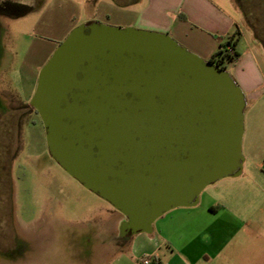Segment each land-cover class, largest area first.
<instances>
[{
  "label": "water",
  "instance_id": "95a60500",
  "mask_svg": "<svg viewBox=\"0 0 264 264\" xmlns=\"http://www.w3.org/2000/svg\"><path fill=\"white\" fill-rule=\"evenodd\" d=\"M246 103L227 69L169 34L98 21L57 46L29 101L52 159L133 235L242 174Z\"/></svg>",
  "mask_w": 264,
  "mask_h": 264
},
{
  "label": "rangeland",
  "instance_id": "374dc122",
  "mask_svg": "<svg viewBox=\"0 0 264 264\" xmlns=\"http://www.w3.org/2000/svg\"><path fill=\"white\" fill-rule=\"evenodd\" d=\"M46 2L34 1L22 17L0 15V213H14L0 217V237L18 228L0 247V264H141L148 243L118 238L119 214L52 159L42 120L28 106L40 69L89 14H77L72 28ZM228 4L238 52L247 56L227 70L233 76L244 67L256 85L244 111L243 171L207 186L197 205L155 220L152 233L166 239L158 252L164 263L264 264V0Z\"/></svg>",
  "mask_w": 264,
  "mask_h": 264
},
{
  "label": "crops",
  "instance_id": "0c3cea01",
  "mask_svg": "<svg viewBox=\"0 0 264 264\" xmlns=\"http://www.w3.org/2000/svg\"><path fill=\"white\" fill-rule=\"evenodd\" d=\"M19 1L34 7V1L40 4L47 0ZM45 8L47 12L55 9L65 12L72 23V28L75 26L76 15L87 10L89 14L87 13L86 17H80V22L98 21L123 28L133 27L166 33L206 60L218 51L220 44L225 42L224 40H228L235 34L234 26L237 22L228 0H49ZM234 39L238 38L234 37ZM238 44L239 42L235 44L237 53H239ZM239 54L241 61L247 56V54ZM233 78L244 91L246 99H249L256 85L253 84L248 70L238 66L233 72ZM118 223L119 220L117 225ZM184 227L189 228L185 224ZM138 240L148 243L139 255L147 253L156 257L161 264H169L164 263L158 256L159 248L166 239L160 243L153 233H138L132 234L127 241L136 242ZM117 245L120 249V245ZM199 263V260L190 262L185 258H180L178 262V264Z\"/></svg>",
  "mask_w": 264,
  "mask_h": 264
},
{
  "label": "trees",
  "instance_id": "16d2710c",
  "mask_svg": "<svg viewBox=\"0 0 264 264\" xmlns=\"http://www.w3.org/2000/svg\"><path fill=\"white\" fill-rule=\"evenodd\" d=\"M33 9V6L19 0H0V15L2 16L22 17L30 13ZM234 37L235 35L231 36L226 43L220 44V48L209 58V61L221 68L227 69L226 64L233 63L238 59L240 54L235 50L236 40ZM28 106L32 107L30 104ZM35 112L37 113L36 110ZM154 259L156 264H161L156 257Z\"/></svg>",
  "mask_w": 264,
  "mask_h": 264
},
{
  "label": "flooded vegetation",
  "instance_id": "af4514ba",
  "mask_svg": "<svg viewBox=\"0 0 264 264\" xmlns=\"http://www.w3.org/2000/svg\"><path fill=\"white\" fill-rule=\"evenodd\" d=\"M263 44H264V42H263ZM0 166H4V165H0ZM4 167H6V166H4ZM9 199H11V198H9ZM12 201V200H11ZM13 205V201L12 202H10L9 203V205ZM114 209V211H116V213H118L119 214V223H118V227L122 224V222L125 220V217L119 212V211H117L115 208H113ZM4 216H10L11 217V219L13 220V218H14V213H13V208H11V209H9V211H8V213L5 215V214H1L0 213V217H4ZM13 226V229H12V234L10 235V237L9 238H4L3 236L2 237H0V247L1 246H4V244H6L7 242H9L10 240H11V238H12V236L15 234V232L18 230V228L16 227V226H14V225H12ZM117 234H118V238L120 239V240H123V241H127L128 240V237H130L132 234L130 233V231H128V230H123L122 229V231L119 233V232H117Z\"/></svg>",
  "mask_w": 264,
  "mask_h": 264
},
{
  "label": "built area",
  "instance_id": "2783aa9c",
  "mask_svg": "<svg viewBox=\"0 0 264 264\" xmlns=\"http://www.w3.org/2000/svg\"><path fill=\"white\" fill-rule=\"evenodd\" d=\"M141 264H156L154 257L148 256L141 260Z\"/></svg>",
  "mask_w": 264,
  "mask_h": 264
}]
</instances>
